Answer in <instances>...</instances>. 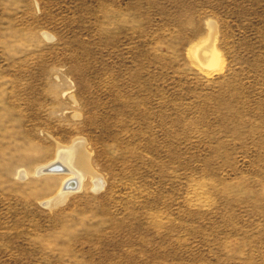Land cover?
Returning <instances> with one entry per match:
<instances>
[{"label":"rangeland","instance_id":"obj_1","mask_svg":"<svg viewBox=\"0 0 264 264\" xmlns=\"http://www.w3.org/2000/svg\"><path fill=\"white\" fill-rule=\"evenodd\" d=\"M0 264H264V0H0Z\"/></svg>","mask_w":264,"mask_h":264},{"label":"bare ground","instance_id":"obj_2","mask_svg":"<svg viewBox=\"0 0 264 264\" xmlns=\"http://www.w3.org/2000/svg\"><path fill=\"white\" fill-rule=\"evenodd\" d=\"M198 56H200V54H198ZM83 147L84 146H82L80 142H75L74 146H72L71 148H67V149L63 148L62 150L58 151L57 160L45 166H41L38 169L37 176L41 174H43L42 176H51V177L55 175H66L67 176L66 182L64 183L63 188L59 192V195L51 204H49L50 207H54V205L58 206L63 201L65 197V193H67V191L70 188H74L75 185H77V183L79 184L86 174L88 175L89 168H90L89 159ZM91 173L92 175L91 174L89 175L93 177L94 176L93 172ZM94 179H96L94 181L95 190L98 191V189H101L100 185L102 181H101V178L97 176H94Z\"/></svg>","mask_w":264,"mask_h":264}]
</instances>
